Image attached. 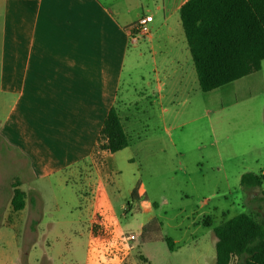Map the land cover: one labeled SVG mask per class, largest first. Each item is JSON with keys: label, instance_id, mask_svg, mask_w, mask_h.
I'll use <instances>...</instances> for the list:
<instances>
[{"label": "rangeland", "instance_id": "1", "mask_svg": "<svg viewBox=\"0 0 264 264\" xmlns=\"http://www.w3.org/2000/svg\"><path fill=\"white\" fill-rule=\"evenodd\" d=\"M180 31L173 40L166 30L152 29L153 41L131 43L125 62L120 97L128 90L133 98L146 96L159 87L167 96L165 119L141 116L139 127L129 133V148L107 167L109 197L124 233L140 236L151 216L158 225L139 239L134 251L139 264H147L142 255L149 264H215V227L242 213L264 219V180L261 187L241 186L243 174H264V61L260 71L202 92ZM180 70L185 73L181 82ZM138 185L145 189L141 201L150 203V213L143 211L141 201L131 200L129 191ZM30 186L29 209L0 227V256L18 247L23 264H86L82 233L91 217L85 194L90 188L77 196L76 208L57 212L53 197L58 190L44 188L38 211V182ZM1 189L0 207L6 211L5 185ZM97 226L92 227L95 233ZM164 238L174 242L173 250ZM240 262L234 258L231 264Z\"/></svg>", "mask_w": 264, "mask_h": 264}, {"label": "crops", "instance_id": "2", "mask_svg": "<svg viewBox=\"0 0 264 264\" xmlns=\"http://www.w3.org/2000/svg\"><path fill=\"white\" fill-rule=\"evenodd\" d=\"M187 1L0 0V191L5 185L8 201L6 211L0 207V227L29 209L30 185L38 182V211L44 188L58 190L53 197L57 212L76 208L82 189L89 187L85 194L91 217L82 233L87 238L86 264H139L134 251L154 218L141 226L136 240H128L131 234L124 233L106 182L108 164L115 165L116 155L130 145L113 154L95 148L113 106L128 137L141 116L165 119L167 96L161 87L146 96L133 98L128 90L120 97L132 43L129 28L149 15L151 28L166 30L174 40L183 29L180 9ZM169 60L181 67L176 56ZM182 75L179 82L185 79ZM16 179L26 193V206L19 212L11 205ZM134 192L140 202L145 189L138 185L130 196ZM140 207L150 213L148 201ZM94 223L99 232L93 231ZM17 250L0 261L23 264Z\"/></svg>", "mask_w": 264, "mask_h": 264}, {"label": "trees", "instance_id": "3", "mask_svg": "<svg viewBox=\"0 0 264 264\" xmlns=\"http://www.w3.org/2000/svg\"><path fill=\"white\" fill-rule=\"evenodd\" d=\"M187 44L202 92H210L242 79L262 68L264 61V0H188L180 9ZM119 110L113 106L98 137L95 152L117 153L129 146ZM264 177L247 172L241 177L245 188L261 187ZM14 212L26 206L20 181L12 183ZM132 201L139 200L137 193ZM131 210V202L127 203ZM152 229L158 230L155 219ZM207 221L206 226L211 227ZM215 264H264V219L239 214L214 228ZM144 239L146 235H143ZM161 238L160 234L156 235ZM173 250L174 242L164 238Z\"/></svg>", "mask_w": 264, "mask_h": 264}, {"label": "built area", "instance_id": "4", "mask_svg": "<svg viewBox=\"0 0 264 264\" xmlns=\"http://www.w3.org/2000/svg\"><path fill=\"white\" fill-rule=\"evenodd\" d=\"M153 17L149 15L141 16L136 23L129 28L130 41L136 43L141 38H150L152 35V28L150 26ZM138 236L131 234L127 237L128 240H136Z\"/></svg>", "mask_w": 264, "mask_h": 264}]
</instances>
